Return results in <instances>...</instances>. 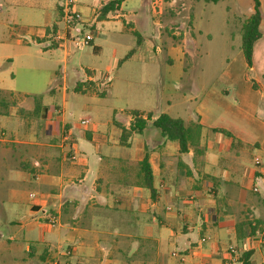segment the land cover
Wrapping results in <instances>:
<instances>
[{
  "label": "crops",
  "instance_id": "0c3cea01",
  "mask_svg": "<svg viewBox=\"0 0 264 264\" xmlns=\"http://www.w3.org/2000/svg\"><path fill=\"white\" fill-rule=\"evenodd\" d=\"M0 1L8 6L28 7L33 18H44L35 43L43 44L46 52L53 53L52 27L56 25L61 30L59 22L64 24L61 8L64 0ZM128 1L122 0L115 10L103 17L102 10L110 0H98L88 12L76 1V9L83 16L82 23L91 30L87 34L93 36V41L97 27L103 22L123 24L120 29L114 27L107 31L120 36L117 37L119 41H125L122 35L125 29L133 33L140 27H148V13H141L139 5L128 8ZM260 1L262 36L255 44L249 67L253 75L244 78L237 92L243 107L240 105L234 111L230 110L234 107L220 104L214 107L215 100L201 101L185 120L203 126L200 144L189 152L180 153L177 142L168 140L151 125L165 113L156 112L150 100L147 105L128 111L126 121L113 122L118 131L112 140L98 143V128L85 130L80 127V131H76L64 120L62 113L53 121L52 128L49 125L44 128L42 140L20 142L23 145L20 167H14L0 149V183L9 182V179L23 180V172L31 173L35 180L38 197L33 199V192L29 194L28 212L32 221L25 225L29 227V239L33 244L27 246L26 251L33 254L39 246L47 244L50 237L43 231L51 229L39 225L37 218L52 210L60 224L62 222L59 242L71 243V256L78 259L79 264H92L98 251L109 258L102 264H169L165 260L166 253L179 258L182 264H242L241 258L245 255L249 264H264V200L246 193L249 181L251 190L259 192L254 191V186L264 175V167L257 168L255 162L253 166L243 165V183L231 179L235 175L233 164H244L250 148L264 145L256 136L258 129L264 130V124L258 129L242 124L243 120L250 122L248 109L255 110L259 101L264 107V0ZM149 2L146 0L147 6ZM152 6L148 7L149 11ZM154 23L159 28L163 26L158 20ZM64 31L71 35L66 27ZM68 39L64 38L57 48L68 47ZM21 42L18 40L16 46ZM141 46L137 47V52ZM39 52L40 58L45 59V51ZM168 52L173 59L172 66L167 69V81H173L172 90L177 94L186 52L179 44L169 46ZM6 59L9 60V56ZM124 60L119 62V68L137 59L128 56ZM88 71L87 80L80 83L91 81L95 86H103L114 81L106 82L102 76H96L94 70ZM170 86L165 90H170ZM0 89L18 92L2 84ZM56 91L58 89L52 88L49 95ZM83 91L80 93L86 94ZM48 111V115L53 114L51 108ZM132 111H139L144 117L151 113L152 119L143 133L132 134L127 145H122V128H130L134 120ZM1 120L3 123L5 119ZM218 121L222 124H214ZM65 124L70 129L69 137L73 138L70 143H65L67 136L61 138L65 135ZM214 129H224L232 137ZM78 136L97 143L95 156L80 151L76 142ZM55 138H60V143ZM74 155L76 162L72 160ZM146 156L153 173V192L146 188L144 181L142 162ZM106 158H109L108 163H105ZM6 200L17 204L24 200V195L9 189ZM117 205L122 207V212L113 215L110 212L117 209ZM121 257L124 260L120 261Z\"/></svg>",
  "mask_w": 264,
  "mask_h": 264
},
{
  "label": "rangeland",
  "instance_id": "374dc122",
  "mask_svg": "<svg viewBox=\"0 0 264 264\" xmlns=\"http://www.w3.org/2000/svg\"><path fill=\"white\" fill-rule=\"evenodd\" d=\"M76 1L79 6L87 8V12L88 8L98 3V0ZM147 1H150L148 6L146 0L128 1V8L139 5L141 13H148L146 18L149 25L133 33H127L125 29L122 34L125 41L117 40L120 36L116 34L107 33L114 27L120 29L122 23L103 22L96 29L95 40L80 48L81 39L91 31L81 21L73 31L70 30L71 35L65 36V39L69 38L68 47L55 48L53 53L46 52L43 44L35 43V36L42 29L40 22L44 18H33L32 10L28 7L8 6L0 1V84L18 91H13L18 94L8 96L9 115L0 116V149L14 167H20L22 160L20 147L23 145L20 142L30 143L40 139L44 128L48 125L52 128L53 121H57L62 113L64 120L76 131H80L83 119H89L90 124L82 128H98L96 137L101 143L114 138L118 131L114 121H126L128 111L134 110L135 106L147 105L149 100L156 112L183 120L188 119L201 101L210 103L215 100L217 103L214 102V107L220 104L234 107L230 109L234 111L240 105L243 107L237 92L244 78L253 74L245 64L242 51V25L254 12L253 0H219L217 3L196 0ZM152 4L149 11L148 7ZM157 20L163 23L161 28L155 26ZM59 23L61 31L66 32L64 24ZM18 40L22 41L19 47L16 46ZM62 41L55 39L54 32L51 46ZM140 44L142 46L137 52ZM173 44L184 47L186 52L184 74L177 83V94L172 90L173 81H167V69L172 66L173 59L168 48ZM43 50L45 59H41L39 54ZM128 56H134L137 60L119 68V62ZM88 70H94L96 76H102L106 82L114 81L103 86L84 85L81 91L76 90L81 81L87 80ZM170 84V90H165ZM52 88L58 89L50 94L53 97L49 95ZM83 90L86 94L80 93ZM24 95L43 96V108L39 114L34 111V98ZM262 104L259 101V108L248 109L250 122L243 120L242 124L257 129L263 125ZM49 108L52 115H48ZM1 119H5L3 123ZM220 122L214 124H222ZM64 128L65 135L61 138L67 136L65 143H70L73 140L69 137L70 129L67 124ZM256 136L262 143L264 130L258 129ZM55 139L60 143V138ZM76 142L80 151L95 156L96 142L81 139L80 136ZM245 159L247 162L244 164H233L232 167L235 175L231 179L240 183L244 181L243 165L253 166L258 159L261 164L255 166L259 169L264 167V145L250 148ZM105 160V163L109 162V158ZM23 173V180L9 179V182L0 183V264H79L78 259L71 256V243L59 242L62 236L60 219L55 226L47 225L48 216L57 217L52 210L37 218L39 225L51 229L43 231L50 237L47 244L39 246L33 254L26 251L27 246L33 244L29 239V227L25 226L32 221L28 212L29 194L36 193L37 188L32 174ZM247 188L246 193L251 197L264 200V175L258 180V193L251 190L250 181ZM9 189L24 195V200L17 204L5 201ZM116 208L110 213L118 215L122 212L120 205ZM108 259L98 251L92 264H102ZM119 260L124 259L121 257ZM165 260L169 264H182L171 253H166Z\"/></svg>",
  "mask_w": 264,
  "mask_h": 264
},
{
  "label": "trees",
  "instance_id": "16d2710c",
  "mask_svg": "<svg viewBox=\"0 0 264 264\" xmlns=\"http://www.w3.org/2000/svg\"><path fill=\"white\" fill-rule=\"evenodd\" d=\"M122 0H110V2L103 8L102 17L108 14V12L115 10L116 6L121 3ZM204 1L207 3H217L219 0H196ZM254 12L247 18V20L242 25V51L246 64L251 67L253 60L254 47L256 42L261 38L260 25L263 19L261 1L253 0ZM53 31L58 30L57 26L52 27ZM57 44L53 47L57 48ZM95 86L91 81L86 83H79L76 90L81 91L82 86ZM16 93L11 91H4L0 89V116L9 115V97L14 96ZM27 97H33L35 106L34 111L39 114L43 108V96L41 95H24ZM46 110V108H45ZM133 122L129 129L122 128L120 143L122 145H127V140L132 134H141L147 128L149 121L152 119L151 113L147 114L146 117L139 111H132ZM151 125L159 130L161 134L170 141H175L178 143L179 152L187 153L191 148H196L200 144L203 126L198 122H186L182 118H174L168 114H161L155 120L152 121ZM216 132L224 133L228 137H232V134L224 129H214ZM144 170V181L145 186L151 192H153V173L152 168L149 163V158L146 156L142 162ZM242 264H249L247 262V255L241 258Z\"/></svg>",
  "mask_w": 264,
  "mask_h": 264
},
{
  "label": "built area",
  "instance_id": "2783aa9c",
  "mask_svg": "<svg viewBox=\"0 0 264 264\" xmlns=\"http://www.w3.org/2000/svg\"><path fill=\"white\" fill-rule=\"evenodd\" d=\"M76 3H77L76 0H64L61 4V8L64 13L63 21L67 30L73 31L75 29V25L83 20L82 14L76 9ZM65 36H66V32H63L61 30H57L55 32V39L58 41L64 40ZM92 41H93V36L91 34H85L84 37L81 39L80 48H83L86 45H90ZM88 124H90L89 119H83L81 121L82 127H85ZM65 139L67 140V137ZM72 160L76 162L77 156L76 155L72 156ZM255 164L260 165L261 164L260 160L257 159L255 161ZM257 185L258 182H256V186H254L255 192L258 191ZM31 197L33 199H36L38 195L33 193ZM58 222H59L58 217L48 216L47 225H49L50 227L57 225ZM231 252L234 253L235 252L234 249H232ZM173 256H177V253H173Z\"/></svg>",
  "mask_w": 264,
  "mask_h": 264
}]
</instances>
